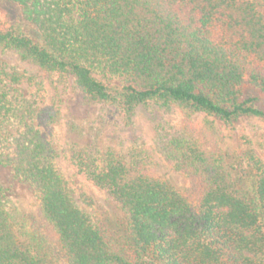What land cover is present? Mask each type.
I'll return each mask as SVG.
<instances>
[{
	"label": "trees",
	"instance_id": "trees-1",
	"mask_svg": "<svg viewBox=\"0 0 264 264\" xmlns=\"http://www.w3.org/2000/svg\"><path fill=\"white\" fill-rule=\"evenodd\" d=\"M0 2L38 34L22 33L0 7V47L35 69L26 76L0 67V127L18 125L0 139L8 144L1 157L30 184L41 226L54 236L50 241L34 218L4 202L0 186V264H264V160L248 158L256 174L250 198L209 125L161 124L153 146L101 156L74 150L80 171L119 208L128 240L74 202L13 88L68 76L82 102L113 106L128 122L149 102L224 121L264 117L257 97L245 93L264 96V0ZM94 74L123 83L109 87ZM51 113L48 121L55 122ZM159 157L189 179L184 192L149 174Z\"/></svg>",
	"mask_w": 264,
	"mask_h": 264
},
{
	"label": "rangeland",
	"instance_id": "rangeland-1",
	"mask_svg": "<svg viewBox=\"0 0 264 264\" xmlns=\"http://www.w3.org/2000/svg\"><path fill=\"white\" fill-rule=\"evenodd\" d=\"M0 7L8 9L20 31L37 38L36 30L19 16L16 8L0 2ZM0 67L5 73L17 72L34 76L33 66L22 62L16 53L0 47ZM109 87H120L122 78H105L94 74ZM39 81V80H38ZM14 96L32 116L49 143L55 161L74 202L92 219L105 222L112 230L129 240L121 223L122 214L107 193L96 188L80 171L72 159L74 150L90 152L101 156L108 151H122L135 146H153L157 137V127L161 124L171 128L201 127L209 125L216 131L215 140L226 161L232 168L233 179L238 188L250 198L255 196L256 174L247 164L254 156L264 160V117L242 115L229 121L203 113L189 114L177 108L169 111L161 109L153 102L140 105L135 117L126 121L121 112L108 104L82 102L74 90L70 77L57 79L53 84L23 82L13 86ZM247 96L257 97L254 106L264 112V96L251 88H246ZM56 112L55 122L48 121V113ZM40 114V115H38ZM38 116V117H37ZM0 127V139L12 135L18 125ZM1 141V140H0ZM5 142V141H4ZM0 142V186L2 199L36 221V227L51 240L54 237L43 230L38 216L39 201L29 183L18 177L13 167L3 161L8 144ZM206 144L214 146L208 139ZM155 178L168 182L177 192H184L190 185L189 179L159 157L156 167L149 172Z\"/></svg>",
	"mask_w": 264,
	"mask_h": 264
}]
</instances>
